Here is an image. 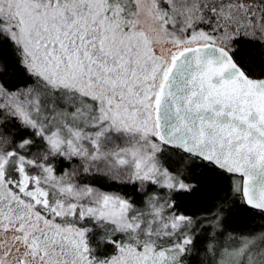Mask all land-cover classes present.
Instances as JSON below:
<instances>
[{"label": "snow or ice", "instance_id": "1", "mask_svg": "<svg viewBox=\"0 0 264 264\" xmlns=\"http://www.w3.org/2000/svg\"><path fill=\"white\" fill-rule=\"evenodd\" d=\"M0 264H264V0H0Z\"/></svg>", "mask_w": 264, "mask_h": 264}]
</instances>
